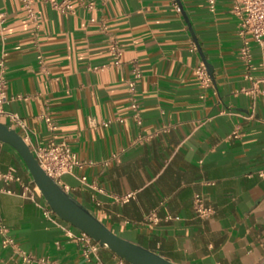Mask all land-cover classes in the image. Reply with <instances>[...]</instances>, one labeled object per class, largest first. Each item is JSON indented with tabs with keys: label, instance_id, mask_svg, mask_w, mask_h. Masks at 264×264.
Masks as SVG:
<instances>
[{
	"label": "crops",
	"instance_id": "obj_1",
	"mask_svg": "<svg viewBox=\"0 0 264 264\" xmlns=\"http://www.w3.org/2000/svg\"><path fill=\"white\" fill-rule=\"evenodd\" d=\"M68 1L70 14L34 0L35 28L21 0H0L4 111L26 127L15 131L30 145L70 147L83 165L62 178L68 196L119 238L173 264H262L264 49L252 44L250 62L240 59L231 1L214 0L213 11L208 0ZM201 65L206 88L193 73ZM0 123L9 126L6 117ZM8 172L14 180L0 177V223L20 252L92 264L65 234L77 232L45 219L36 206L42 197L27 198L32 180L0 143V176ZM195 195L212 209L207 219L197 218ZM3 238L0 264H24ZM97 255L119 262L106 248Z\"/></svg>",
	"mask_w": 264,
	"mask_h": 264
},
{
	"label": "built area",
	"instance_id": "obj_2",
	"mask_svg": "<svg viewBox=\"0 0 264 264\" xmlns=\"http://www.w3.org/2000/svg\"><path fill=\"white\" fill-rule=\"evenodd\" d=\"M46 3H49L52 8L62 13H72V5L68 0H61L59 2L55 0H43ZM107 1V0H103ZM232 3L231 15L237 21V35L241 40V46L239 49L240 59L248 64L250 62V47L252 44H256L264 49V0H230ZM34 0H21L22 9L26 17L31 20L35 26L38 27V17L35 12ZM210 11L214 10V0H208ZM89 8L92 7V3L88 4ZM93 21V20H91ZM3 24V19L0 16V26ZM105 29V27H103ZM109 55L113 60L115 66L119 65L120 60V50L115 43H112L109 46ZM38 60H41V57L38 56ZM4 72V63L3 58L0 59V121L3 118L9 120V129L16 130L17 128L26 131L24 123L20 120L15 114H7L4 111V105L6 104V82L3 79ZM194 76L196 77L198 84L201 88H206L210 84V77L207 73L206 68L201 65L194 70ZM129 90L133 91V83L128 84ZM130 109L133 112L137 111L136 102L132 99ZM49 130L54 131L56 126L49 120L45 119ZM24 142L29 147L30 151L33 154L34 159L37 161L39 167L42 171L56 182L62 190L67 193L68 186L62 182V178L67 175H73L75 169L81 168L83 163L77 160L75 154L71 151L70 147L65 143H56L50 141L45 145H30L28 143L27 134L22 137ZM113 159H116V156H113ZM259 177H264V168L258 172ZM5 180H14L12 172H8L5 175H1ZM81 181L84 182L85 178H81ZM0 192H5L0 190ZM24 192L27 194V198L34 202V196L41 194L33 184L30 189L27 186H24ZM8 193V192H7ZM133 195L129 194L123 197L115 198L116 202L125 203ZM44 202V201H43ZM36 206L41 210L42 216L48 221L55 222L59 220L48 205L44 202L43 204H36ZM193 208L197 218L207 219L213 213L210 207H207L203 203V199L199 195H195L193 198ZM148 222L156 223L158 221L155 214H151L147 217ZM74 233L71 229L65 232L66 236L70 239H73L77 242H80L83 246L82 254L87 262L92 264H103L97 253L100 248L98 243L93 242L87 235L81 233L80 231L73 228ZM8 229L0 223V235L4 236L2 246L10 247L14 252L19 253L21 260L24 264H60L57 261H51L47 258H36L29 254L21 253L14 241L7 235ZM118 264H128L122 259H119Z\"/></svg>",
	"mask_w": 264,
	"mask_h": 264
},
{
	"label": "water",
	"instance_id": "obj_3",
	"mask_svg": "<svg viewBox=\"0 0 264 264\" xmlns=\"http://www.w3.org/2000/svg\"><path fill=\"white\" fill-rule=\"evenodd\" d=\"M0 143L10 147L20 157L32 183L60 221L84 233L100 247L106 248L128 264H173L149 250L119 238L79 206L42 171L22 137L3 123H0Z\"/></svg>",
	"mask_w": 264,
	"mask_h": 264
}]
</instances>
